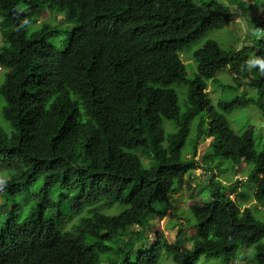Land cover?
<instances>
[{"label": "trees", "instance_id": "obj_1", "mask_svg": "<svg viewBox=\"0 0 264 264\" xmlns=\"http://www.w3.org/2000/svg\"><path fill=\"white\" fill-rule=\"evenodd\" d=\"M0 18V115L11 125L0 124V264H98L93 244L105 264H157L163 251L174 264H235L244 248L247 264H264V214L239 200L264 205V139L227 116L240 102L264 119V72L245 64L264 57L255 34L264 22L248 35L256 50L206 40L189 77L183 53L231 19L217 1L0 0ZM224 68V88L241 93L215 105L208 87ZM226 161L234 173L254 165L252 192L217 172L207 200L191 196L194 224H181L174 243L158 228L150 239L153 215L195 187L185 177ZM114 204L127 208L108 210Z\"/></svg>", "mask_w": 264, "mask_h": 264}, {"label": "rangeland", "instance_id": "obj_2", "mask_svg": "<svg viewBox=\"0 0 264 264\" xmlns=\"http://www.w3.org/2000/svg\"><path fill=\"white\" fill-rule=\"evenodd\" d=\"M199 3L202 4H208L211 1H217L222 4L223 8H225L228 12L231 13V19L229 23L220 29H215L213 31L208 32L203 38L200 40L194 42L191 44V48L187 51H185L182 55V58L184 62L186 63V66L188 68V76H193L192 74V67H195V62L193 60L192 52L201 47L204 42L208 39H214L216 40L222 47L224 48H242L243 46H249L250 48H253L254 50L257 49L255 46V43L253 42V39L248 37L249 32L252 28L255 27V25L259 22H264V1H261L262 5L259 7L257 6H251L252 2L249 0H242L245 3H247L245 6H241L238 3L235 2H229V0H196ZM257 19L255 21L254 19ZM1 21V18H0ZM258 29V28H257ZM0 44H2V37L0 34ZM217 78L221 83H209L208 91L209 96L211 98L212 103L215 105H218L221 101H231L232 99H236L241 92H238L236 90L230 89V88H224V86L231 84V77L228 74V69L224 68L217 74ZM179 92V103L180 105L184 104L185 96L183 94V91L180 90V88H177ZM254 90L250 89L248 90V94L252 95L254 94ZM240 107L236 105L235 109L228 114V119L230 122V125L234 129L238 128H244L248 122L254 123L258 126V130L256 132L257 138L264 139V119L262 118L260 112L256 109V107L252 104H240ZM0 124L4 126L8 132L11 130V125H9L6 120L3 118L2 115H0ZM212 141V138H207L206 140L202 141L198 147V156L197 159H201V156L205 153V151L208 149L210 142ZM263 148V146H261ZM145 159V162H148L150 159L146 157L145 154H143ZM216 167L217 171L212 170V172L209 169L205 170V167L203 164L200 165L198 169L193 171L192 173H189L185 179H192L193 183V189L188 192L182 187L181 191H177L174 194H172L171 199V205L168 207H164V214H157L155 217H153L150 220V225L148 228L149 238L153 240L154 237V230L155 228L160 229L164 232L166 235L169 243L175 241L177 238L178 229L181 224H194L195 218L189 208V205L191 201L193 200L191 196H196L198 200H207L206 198L208 195H210V191L212 190V187L209 183V177L213 175L215 179H217V172L220 173L222 179H227L226 183L234 182L236 179L240 180L241 182L238 183L240 187H237V189H247L252 192V184L250 181L249 174L252 173V170L254 168L253 164H246L243 163L241 166H239V171H235L234 168H232V164L229 161L225 162V167L227 171L233 172V173H225L222 175L224 168ZM192 174V175H191ZM194 177L195 180H194ZM228 177V178H227ZM212 185V184H211ZM201 186H208L207 189L202 190ZM226 194H229L232 198H236V192L232 189L226 190ZM2 199V196L0 195V201ZM242 201L245 206H251L253 209L255 207H258L262 210V214H264V205H257L256 201L253 197H249L246 199H239ZM119 208L118 211H123L127 208L126 205L122 204H114L113 207H109L108 210H116ZM158 208H163V205H158ZM1 219V214H0ZM72 222V218L67 221V224H70ZM134 229H138V227H134ZM93 244V243H92ZM94 248L99 254L100 261L98 264H105V256L106 252L99 250V248L94 245ZM150 246V242H145L140 247L137 246L140 250H147ZM185 246L190 247L191 241L185 240ZM251 256L250 249L244 248L242 253L240 254V257L235 260V264H247L246 262L249 261ZM213 259V260H212ZM205 259L204 256L200 260V264H217V259ZM203 261V263H202ZM157 264H174V256L172 253L163 251L162 255L160 257V260Z\"/></svg>", "mask_w": 264, "mask_h": 264}, {"label": "clouds", "instance_id": "obj_3", "mask_svg": "<svg viewBox=\"0 0 264 264\" xmlns=\"http://www.w3.org/2000/svg\"><path fill=\"white\" fill-rule=\"evenodd\" d=\"M255 34H257V35H264V30L257 29L256 32H255ZM245 64L247 65V68L249 70L252 69V68H257L258 67L262 72H264V57H259V56H257V57H250L247 61H245ZM156 215L157 214L153 215V217H155ZM135 227H138V226H135ZM162 233H164V232L162 231ZM171 243H174V241L171 242Z\"/></svg>", "mask_w": 264, "mask_h": 264}]
</instances>
